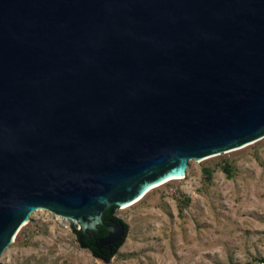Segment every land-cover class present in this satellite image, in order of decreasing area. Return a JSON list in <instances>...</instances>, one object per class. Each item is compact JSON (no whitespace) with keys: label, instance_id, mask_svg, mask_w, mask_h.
I'll return each mask as SVG.
<instances>
[{"label":"water","instance_id":"obj_1","mask_svg":"<svg viewBox=\"0 0 264 264\" xmlns=\"http://www.w3.org/2000/svg\"><path fill=\"white\" fill-rule=\"evenodd\" d=\"M263 138L264 0H0V257L39 209L90 238Z\"/></svg>","mask_w":264,"mask_h":264},{"label":"rangeland","instance_id":"obj_2","mask_svg":"<svg viewBox=\"0 0 264 264\" xmlns=\"http://www.w3.org/2000/svg\"><path fill=\"white\" fill-rule=\"evenodd\" d=\"M115 214L128 234L110 263L80 245L78 223L47 209L31 215L0 262L264 264V138L191 160L183 179L155 187Z\"/></svg>","mask_w":264,"mask_h":264},{"label":"trees","instance_id":"obj_3","mask_svg":"<svg viewBox=\"0 0 264 264\" xmlns=\"http://www.w3.org/2000/svg\"><path fill=\"white\" fill-rule=\"evenodd\" d=\"M228 175L230 174L229 171H227ZM117 207L116 206H112L109 209H107L103 215V220L104 223L102 225L99 226V230L96 232H90V235H93V238L96 237H100L103 235H107L108 234V227L110 225H112L114 222L121 220L119 217L116 216L115 211H116ZM127 227V233H128V225L126 224ZM74 231L77 234L81 245L85 248H89L91 250V252L96 256L101 258L102 260H104L105 262H110L112 257L118 252L120 246L124 243L126 236L124 237V239L119 242L118 244H114L112 249H103V251H101V249H98L97 247H93L89 241L86 239V235L80 230L78 229L76 226L74 227ZM126 233V234H127Z\"/></svg>","mask_w":264,"mask_h":264},{"label":"flooded vegetation","instance_id":"obj_4","mask_svg":"<svg viewBox=\"0 0 264 264\" xmlns=\"http://www.w3.org/2000/svg\"><path fill=\"white\" fill-rule=\"evenodd\" d=\"M115 223V222H114ZM113 223V224H114ZM94 235V234H93ZM93 235H90V238H87L86 237V239L89 241V243H92V242H94V241H96V239H98L99 237H96V238H93ZM103 236H105V235H103ZM101 237V236H100ZM110 247L109 246H103V247H100V248H98V249H101V251H103V249H109Z\"/></svg>","mask_w":264,"mask_h":264},{"label":"bare ground","instance_id":"obj_5","mask_svg":"<svg viewBox=\"0 0 264 264\" xmlns=\"http://www.w3.org/2000/svg\"><path fill=\"white\" fill-rule=\"evenodd\" d=\"M180 178H182V179H183L184 177H180ZM170 181H171V180H170ZM168 182H169V181H168ZM159 186H161V185H159ZM157 187H158V186H157ZM153 189H154V188H153ZM151 190H152V189H151ZM151 190H150V191H151ZM150 191H149V192H150ZM149 192H148V193H149ZM56 215H57V214H56ZM59 216H60V215H59ZM65 218H66V217H65Z\"/></svg>","mask_w":264,"mask_h":264}]
</instances>
